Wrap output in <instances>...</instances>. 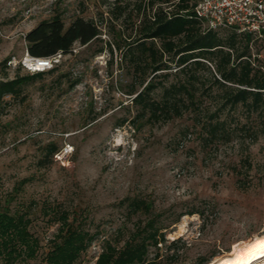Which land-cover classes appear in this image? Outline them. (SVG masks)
Returning a JSON list of instances; mask_svg holds the SVG:
<instances>
[{
	"label": "rangeland",
	"instance_id": "obj_1",
	"mask_svg": "<svg viewBox=\"0 0 264 264\" xmlns=\"http://www.w3.org/2000/svg\"><path fill=\"white\" fill-rule=\"evenodd\" d=\"M141 2L0 0V62L9 58L6 70L0 64V76L11 77L25 56V33L55 13L66 26L82 16L101 30L87 44L75 42L54 71L0 105V204L27 211L40 244L35 258L16 264H43L58 227L50 217L53 204L71 217L86 215L94 238L80 264H94L105 240L119 237L121 244L133 229L138 216L127 214L126 197L153 203L165 240L151 253L175 251L177 264H202L203 257V264H215L264 232L263 112L226 106L218 112L225 123L211 140L203 138L197 121L218 106L211 97L204 98L198 116L133 121L136 107L125 89L134 77L119 57L136 36ZM251 52L264 71V40L253 43ZM52 147L58 151L50 156ZM172 239L178 240L170 244Z\"/></svg>",
	"mask_w": 264,
	"mask_h": 264
},
{
	"label": "trees",
	"instance_id": "obj_2",
	"mask_svg": "<svg viewBox=\"0 0 264 264\" xmlns=\"http://www.w3.org/2000/svg\"><path fill=\"white\" fill-rule=\"evenodd\" d=\"M196 1L142 0L138 3L141 17L136 36L126 43L119 60L128 66L129 74L134 77L125 89L131 105L136 107L133 121L145 118L165 122L186 112L198 116L204 98L211 97L218 106L197 117L203 138L211 140L225 123L218 112L226 106L240 104L249 111L264 113V71L255 61L257 54L251 52L253 43L263 41L264 36L257 39L250 33H237L231 28H227L231 29L228 36H220L216 30L206 28L195 15ZM100 33L92 19L77 16L66 26L61 14L55 13L28 30L24 40L31 56L45 57L57 51L68 53L75 42L87 44ZM117 47L120 49L119 44ZM8 61L7 57L0 62L4 70ZM207 61L212 63L213 69ZM56 66L21 74L22 66L18 64L11 77L4 72L0 76V105L5 96H19L25 85L54 71ZM201 70H207L209 77ZM170 75L175 78L169 80ZM57 151L52 147L48 155ZM122 203L128 215L138 216L134 227L121 244L119 237L114 241L105 240L94 264H177L175 251L164 257H160L158 251L151 253V247L158 249V244L165 240L164 225L160 224L159 214L153 212V203L139 196L126 197ZM85 216L77 219V215L71 217L65 209L51 206L50 217L58 222V227L49 249L43 254V264H80L82 254L94 238L85 224ZM30 222L27 211H11L0 204V264H16L18 260L36 257L40 244L29 230ZM177 240L172 239L170 244ZM207 261L203 257L200 263Z\"/></svg>",
	"mask_w": 264,
	"mask_h": 264
},
{
	"label": "built area",
	"instance_id": "obj_3",
	"mask_svg": "<svg viewBox=\"0 0 264 264\" xmlns=\"http://www.w3.org/2000/svg\"><path fill=\"white\" fill-rule=\"evenodd\" d=\"M194 13L212 30L231 28L237 33L264 36V0H197ZM61 51L45 57L31 56L27 51L18 61L29 72L48 70L60 61Z\"/></svg>",
	"mask_w": 264,
	"mask_h": 264
},
{
	"label": "bare ground",
	"instance_id": "obj_4",
	"mask_svg": "<svg viewBox=\"0 0 264 264\" xmlns=\"http://www.w3.org/2000/svg\"><path fill=\"white\" fill-rule=\"evenodd\" d=\"M264 242V232L254 235L250 240L241 244L232 250L227 256L219 258L215 264H236L237 261L246 262V264H260L264 257L259 256V245ZM255 255L258 258L253 259Z\"/></svg>",
	"mask_w": 264,
	"mask_h": 264
},
{
	"label": "snow or ice",
	"instance_id": "obj_5",
	"mask_svg": "<svg viewBox=\"0 0 264 264\" xmlns=\"http://www.w3.org/2000/svg\"><path fill=\"white\" fill-rule=\"evenodd\" d=\"M258 251H259V256H260V257H264V242H262V243L259 245ZM252 258H253V259H257L258 257L255 256V255H253ZM236 264H246V262H240V261H237Z\"/></svg>",
	"mask_w": 264,
	"mask_h": 264
}]
</instances>
